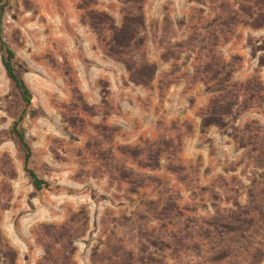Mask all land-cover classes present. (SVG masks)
<instances>
[{"label":"rangeland","instance_id":"374dc122","mask_svg":"<svg viewBox=\"0 0 264 264\" xmlns=\"http://www.w3.org/2000/svg\"><path fill=\"white\" fill-rule=\"evenodd\" d=\"M4 0H0V3ZM0 264H264V0H6Z\"/></svg>","mask_w":264,"mask_h":264},{"label":"trees","instance_id":"16d2710c","mask_svg":"<svg viewBox=\"0 0 264 264\" xmlns=\"http://www.w3.org/2000/svg\"><path fill=\"white\" fill-rule=\"evenodd\" d=\"M5 7L6 0L0 3V50L3 52L1 64L4 68L7 78L13 83V86L19 93L20 99L23 103V108L18 118L12 122L9 132L23 152V169L28 173L33 188L35 190H41L44 188L50 189V184L40 178L35 173V171L29 167V161L32 153L29 144L25 140L24 131L21 125L25 119H28L34 115L32 95L24 80L21 78L13 65L14 53L12 49L7 46L2 38L1 19Z\"/></svg>","mask_w":264,"mask_h":264}]
</instances>
